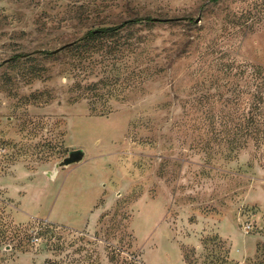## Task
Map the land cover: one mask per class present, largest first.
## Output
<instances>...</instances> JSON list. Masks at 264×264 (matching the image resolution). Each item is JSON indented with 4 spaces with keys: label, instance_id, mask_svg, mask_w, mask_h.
<instances>
[{
    "label": "rangeland",
    "instance_id": "374dc122",
    "mask_svg": "<svg viewBox=\"0 0 264 264\" xmlns=\"http://www.w3.org/2000/svg\"><path fill=\"white\" fill-rule=\"evenodd\" d=\"M260 87L264 0H0V264H264Z\"/></svg>",
    "mask_w": 264,
    "mask_h": 264
},
{
    "label": "trees",
    "instance_id": "16d2710c",
    "mask_svg": "<svg viewBox=\"0 0 264 264\" xmlns=\"http://www.w3.org/2000/svg\"><path fill=\"white\" fill-rule=\"evenodd\" d=\"M211 1L217 3L221 0ZM156 21H158L156 18L150 16H138L137 18L125 20L117 25H108L107 27L97 29L93 28V30H89L82 38H80L78 43L84 42V45H87L91 41L119 35L122 31L130 28L131 26L151 25ZM52 53L53 52L45 51V54L47 55H51ZM23 56V54L18 53L13 57V59H18ZM254 101L256 102V107L249 111L248 118L246 119L245 114H241L239 116V120L234 131L235 137L232 139L224 137L223 140L232 150H235L236 152H240L241 150L248 148L249 145H252L257 156L259 151L264 147V93L262 92V87H260V89L256 92ZM227 133L229 134L228 127L225 129L226 136ZM212 256L213 258L209 264H234L223 253L218 255L213 254Z\"/></svg>",
    "mask_w": 264,
    "mask_h": 264
},
{
    "label": "water",
    "instance_id": "95a60500",
    "mask_svg": "<svg viewBox=\"0 0 264 264\" xmlns=\"http://www.w3.org/2000/svg\"><path fill=\"white\" fill-rule=\"evenodd\" d=\"M85 158V152L83 150H72L69 152V155L56 166L55 171L57 172L60 167H68L73 164L81 163ZM55 173L53 172V174L49 176L52 177Z\"/></svg>",
    "mask_w": 264,
    "mask_h": 264
},
{
    "label": "built area",
    "instance_id": "2783aa9c",
    "mask_svg": "<svg viewBox=\"0 0 264 264\" xmlns=\"http://www.w3.org/2000/svg\"><path fill=\"white\" fill-rule=\"evenodd\" d=\"M251 229H252V226L250 225V223L247 224V225L245 226V230H246L247 233H249V234H250Z\"/></svg>",
    "mask_w": 264,
    "mask_h": 264
}]
</instances>
